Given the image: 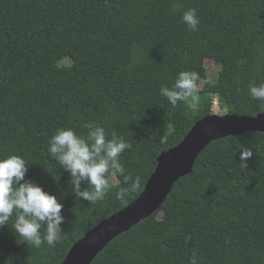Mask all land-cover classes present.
<instances>
[{
  "label": "trees",
  "instance_id": "trees-1",
  "mask_svg": "<svg viewBox=\"0 0 264 264\" xmlns=\"http://www.w3.org/2000/svg\"><path fill=\"white\" fill-rule=\"evenodd\" d=\"M191 8L197 31L182 21ZM207 58L220 67L214 82ZM181 71L197 76L198 90L173 107L160 89ZM253 83H264V0H0V156H22L26 179L56 194L65 217L55 247L40 248L18 245L10 219L0 229V264H62L89 230L142 193L159 155L212 114L215 96L227 113H263ZM90 121L132 144L120 159L141 183L126 203L115 196L123 178L111 183V173L102 201L77 198L48 152L56 129L86 135ZM193 254L198 264H264V132L211 142L160 210L91 264H191Z\"/></svg>",
  "mask_w": 264,
  "mask_h": 264
},
{
  "label": "clouds",
  "instance_id": "clouds-1",
  "mask_svg": "<svg viewBox=\"0 0 264 264\" xmlns=\"http://www.w3.org/2000/svg\"><path fill=\"white\" fill-rule=\"evenodd\" d=\"M182 21L197 31L200 23L197 10L184 11ZM135 59L139 62L140 57L137 55ZM197 79L194 73L181 71L171 87H161L160 95L175 107L198 90ZM249 94L254 100L264 101V83L250 84ZM84 127L86 135L79 134L72 127L56 129L48 142L50 156L70 173V190L77 198L90 203L102 201L110 189L108 174L111 173L123 178L124 186L119 187L115 196L121 203H126L130 193L137 191L141 183L139 177L133 178L126 173L120 159L132 144L115 130L109 136L99 122L90 121ZM247 157H241L245 164ZM27 172L28 164L22 156H0V229L14 218L11 228L18 245L27 243L40 248L46 242L48 246L55 247L63 233L64 205L56 194L46 191L36 181L26 179ZM82 182H86L88 187H82ZM42 228L45 229L43 235ZM191 264H198L195 254Z\"/></svg>",
  "mask_w": 264,
  "mask_h": 264
},
{
  "label": "water",
  "instance_id": "water-1",
  "mask_svg": "<svg viewBox=\"0 0 264 264\" xmlns=\"http://www.w3.org/2000/svg\"><path fill=\"white\" fill-rule=\"evenodd\" d=\"M250 131L264 132V112L257 116L210 114L196 121L179 144L159 155L142 193L89 230L71 247L62 264H91L114 238L160 210L174 184L192 172L198 155L211 142Z\"/></svg>",
  "mask_w": 264,
  "mask_h": 264
},
{
  "label": "rangeland",
  "instance_id": "rangeland-1",
  "mask_svg": "<svg viewBox=\"0 0 264 264\" xmlns=\"http://www.w3.org/2000/svg\"><path fill=\"white\" fill-rule=\"evenodd\" d=\"M62 63H69V60H65ZM207 70H208V80L211 82H214L218 76V71L220 69V67L216 64L215 60L213 58H207L205 61ZM203 85H201L202 87ZM190 99H192L193 97L195 98L196 95L195 94H191L190 95ZM193 109L197 108V104L194 103L192 104ZM212 114H216V115H225L227 114V109L226 108H222L218 102V97L215 96L214 97V104L212 107ZM172 129V127H170L169 131ZM111 183H115L116 182V176H112L110 178Z\"/></svg>",
  "mask_w": 264,
  "mask_h": 264
}]
</instances>
